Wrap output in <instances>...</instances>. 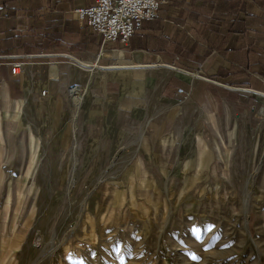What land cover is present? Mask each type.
Here are the masks:
<instances>
[{
    "label": "crops",
    "instance_id": "1",
    "mask_svg": "<svg viewBox=\"0 0 264 264\" xmlns=\"http://www.w3.org/2000/svg\"><path fill=\"white\" fill-rule=\"evenodd\" d=\"M159 1L128 43L104 45L74 14L94 0H0V96L59 120L58 159L72 134L88 160H178L179 135L196 159L212 122L264 138V0ZM178 90L190 93L181 105Z\"/></svg>",
    "mask_w": 264,
    "mask_h": 264
},
{
    "label": "rangeland",
    "instance_id": "2",
    "mask_svg": "<svg viewBox=\"0 0 264 264\" xmlns=\"http://www.w3.org/2000/svg\"><path fill=\"white\" fill-rule=\"evenodd\" d=\"M32 114L0 96V264H264L262 134L212 122L178 160L80 159L72 134L58 159Z\"/></svg>",
    "mask_w": 264,
    "mask_h": 264
},
{
    "label": "built area",
    "instance_id": "3",
    "mask_svg": "<svg viewBox=\"0 0 264 264\" xmlns=\"http://www.w3.org/2000/svg\"><path fill=\"white\" fill-rule=\"evenodd\" d=\"M160 5L159 0H94L92 7L76 9L74 14L104 45H125L141 30L143 23L158 19ZM22 69V64H12L11 75H20ZM177 93L183 101L190 97V93L183 90H178ZM71 94L75 99L79 98L78 92L74 93L72 90ZM262 119L264 120V112Z\"/></svg>",
    "mask_w": 264,
    "mask_h": 264
},
{
    "label": "bare ground",
    "instance_id": "4",
    "mask_svg": "<svg viewBox=\"0 0 264 264\" xmlns=\"http://www.w3.org/2000/svg\"><path fill=\"white\" fill-rule=\"evenodd\" d=\"M73 92H74V93H76V92H78V90H76V89H73ZM76 100H78V98H76Z\"/></svg>",
    "mask_w": 264,
    "mask_h": 264
}]
</instances>
